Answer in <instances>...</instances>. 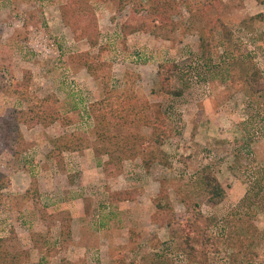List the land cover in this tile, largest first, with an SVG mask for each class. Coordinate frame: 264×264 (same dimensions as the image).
I'll return each instance as SVG.
<instances>
[{
	"label": "rangeland",
	"instance_id": "374dc122",
	"mask_svg": "<svg viewBox=\"0 0 264 264\" xmlns=\"http://www.w3.org/2000/svg\"><path fill=\"white\" fill-rule=\"evenodd\" d=\"M71 1L0 0V123L12 127L0 142V171L11 180L0 195V249L21 264H179L168 255L176 250L190 264H234L243 249L251 257L239 264H264V189L247 196L264 174V92L247 82L252 63L264 76V0H180L169 38L137 29L147 17L139 1L147 0L121 8L89 0V12L75 17L99 30L96 47L65 25ZM208 21L215 37L203 48ZM49 39L60 54L40 51ZM162 62L180 65L172 87H182L181 95L158 83ZM129 101L165 117L162 146L148 142L151 129L138 119L110 114L109 135L145 142L142 150L126 154L114 138L97 137V113ZM49 102L59 119L45 130L32 120ZM58 137L83 163L72 164L64 148L54 152ZM109 148L128 157L98 168ZM206 165L228 189L217 205L191 190ZM161 200L170 208H157ZM191 245L206 254L194 260Z\"/></svg>",
	"mask_w": 264,
	"mask_h": 264
},
{
	"label": "trees",
	"instance_id": "16d2710c",
	"mask_svg": "<svg viewBox=\"0 0 264 264\" xmlns=\"http://www.w3.org/2000/svg\"><path fill=\"white\" fill-rule=\"evenodd\" d=\"M96 1V0H95ZM102 3L106 2H114L117 3L121 8L123 4H126L128 2H135L136 0H100ZM140 2V6L144 8V10L147 12V17L141 22L140 25H138L137 29L143 32H148L156 36H164L166 38H169L170 34L174 32L177 29V19L176 14H178L179 10L182 7L180 0H147L146 3ZM91 8L89 0H72L70 2V5L68 6V9L62 10V18L65 22L66 26H69L75 36V38H78L81 36L83 39L87 40V43L90 47H96L99 43V30L95 33L92 32V30L88 27V24L86 22H82L78 19H76L75 15L83 13L87 14ZM80 25V26H79ZM215 25L212 24V21H208L204 27L203 30L200 33V45L203 48H207L210 44L213 38L215 37ZM85 66L87 67L88 71L91 74H96L97 69L94 68V63L88 61V56L85 59ZM180 65L176 62H162L159 64V70H158V83L161 84L163 91L167 93H173L176 95H181L184 92V89L182 87H172V80L175 78L176 75L180 74ZM249 75L247 77L248 85L253 93H261L264 92V76L260 68L255 64L252 63L249 65ZM103 80H106L104 76H102ZM128 82V81H127ZM110 84L107 83V87H109ZM112 88V87H110ZM124 93H126V89L123 90ZM152 92L155 93V89H152ZM128 96V95H127ZM133 97V96H131ZM25 100H28L24 98ZM43 100V99H42ZM128 107L122 108L119 110L117 107H113L110 109V113H100L96 112L98 115L95 116L96 120V126H95V133L97 134V137L103 138V140L115 139V143H117V150H121V152H124L126 154H129L131 151H138L142 150L140 144H143L145 142L141 143H135V145L130 144L131 142L130 138L128 140L126 139L127 135H123L122 133H119L118 135L115 133V135H109V131H111L110 128V120L107 115H112L113 118H124L125 121H137L138 119L140 121L139 124H142L146 127H149L151 129L150 136L148 137V142L150 144L156 145V146H162L166 138L169 136L168 128H167V122L164 116L157 115L155 117H150L146 115L143 110L140 107V109L137 107L136 104L128 102ZM56 104H53L52 102H49L47 104L40 105L38 107L35 114L37 117L33 119L34 125L36 124H42L43 126H48L54 121L59 119L58 111L59 109L56 108ZM100 110V109H99ZM97 110V111H99ZM123 111H126L127 113H123ZM107 114V115H106ZM128 114L133 115L132 119H127ZM138 124V125H139ZM12 130V127L10 125V122H6L5 126H3V123H0V142L5 144L9 141V137H11L10 133ZM136 136V135H135ZM58 139H52L53 144L55 145L54 152H56L57 147L58 148H64V149H71L72 146L70 145V140H59ZM137 147V148H136ZM146 149V148H145ZM105 155L108 156V159L105 161H100V164L104 167L105 170H108V167L111 163H114L115 160H117L116 164L118 165V162H121L122 157H128L120 155H115L114 150L107 149L104 152ZM151 157H154L155 151H150ZM152 159V158H151ZM148 159V160H151ZM147 159H144V163H149ZM111 166V165H110ZM200 177L196 182L193 183L191 189L195 194H205L208 197V200L212 205H217L221 203L228 195V189L222 184V182L219 180L217 175L213 171V167L211 165H206L202 172L200 173ZM11 184V180L8 177L7 174L0 171V195L1 192L5 189H7ZM264 189V174H259L254 178V181L252 182L249 190L247 191V196L250 197V193L252 191H255L256 193H259L260 190ZM166 198H168V194L166 195ZM245 199V197L243 198ZM185 201V200H183ZM155 205L157 208H170V205H166L164 201H155ZM192 238V237H191ZM207 238H209V235H207ZM191 240L190 238H187ZM194 240V238H193ZM192 241V240H191ZM195 241V240H194ZM193 242V241H192ZM201 242V241H200ZM213 245V241H206L204 244L210 243ZM195 246H199L196 243H192ZM191 245L192 251L194 252V255L198 257H194V260H198L202 255L206 254V252H203L200 247L197 248L195 246ZM164 252V251H162ZM176 252H182L183 258L177 259L175 256H177L178 253ZM170 256V260H174L175 263L179 264H190L189 258L187 253H184L182 250H176L171 251L168 253ZM251 253L248 251H244L243 249L236 251L233 256L234 264H239L241 261L246 259H250ZM193 260V259H192ZM0 264H21V260H18L16 256L11 255V253L7 249H0Z\"/></svg>",
	"mask_w": 264,
	"mask_h": 264
},
{
	"label": "crops",
	"instance_id": "0c3cea01",
	"mask_svg": "<svg viewBox=\"0 0 264 264\" xmlns=\"http://www.w3.org/2000/svg\"><path fill=\"white\" fill-rule=\"evenodd\" d=\"M54 123V122H53ZM52 124V123H51ZM51 124L50 125H48V126H44L45 127V130H47V129H49L50 127H51ZM65 151H64V153H69V156L71 157V158H69V161L73 164V163H77V161H80L81 163H83V158H84V155L82 154V153H78L77 151L78 150H71L70 151V149H64ZM91 156H92V153L90 154ZM49 158H51V157H53L52 155H49L48 156ZM93 157H94V153H93ZM92 158V157H91ZM52 159V158H51ZM103 160H105V159H103ZM99 165H100V161H99V163H98ZM98 168H102V166L100 165V166H98ZM86 171H88V170H86ZM95 173L97 174V175H99V172H98V170H95ZM127 231L129 230V227H127V229H126ZM128 253H130L129 251H128ZM158 264H160V263H158Z\"/></svg>",
	"mask_w": 264,
	"mask_h": 264
},
{
	"label": "built area",
	"instance_id": "2783aa9c",
	"mask_svg": "<svg viewBox=\"0 0 264 264\" xmlns=\"http://www.w3.org/2000/svg\"><path fill=\"white\" fill-rule=\"evenodd\" d=\"M47 40H46L45 43L42 44L43 45V49L40 50V51H42L43 54H47V55H50L53 52H56L57 54H60L59 51L57 50L58 47L55 44V42L53 40H51V39H49V41H47ZM176 253H178L177 256H175L177 259H182L184 257L182 252H176Z\"/></svg>",
	"mask_w": 264,
	"mask_h": 264
}]
</instances>
